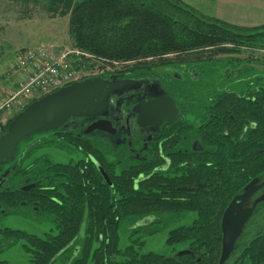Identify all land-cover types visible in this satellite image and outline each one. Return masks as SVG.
<instances>
[{
    "label": "trees",
    "instance_id": "1",
    "mask_svg": "<svg viewBox=\"0 0 264 264\" xmlns=\"http://www.w3.org/2000/svg\"><path fill=\"white\" fill-rule=\"evenodd\" d=\"M24 1L43 3L51 17L69 16L73 46L109 60L132 62L130 67L125 64L129 68L123 69L121 75H134L151 67L150 63L176 57L194 59L203 70L201 76H205L208 67L214 66L217 72L219 68L215 66L225 65L218 57L221 54L264 48V25L229 23L183 0ZM228 59L230 64L243 61ZM240 70L241 77L251 75L244 66ZM263 78L258 74L253 101L243 91L226 93L238 102L234 108H241L242 117L258 122L257 130L247 132L240 144L228 148L221 142L222 133L213 129L211 137L216 146L210 152H194L195 164L190 170L175 161L179 156L176 152L171 154L167 170H155L162 166L158 163L121 159L119 173L112 172L106 157L111 150L84 132V116H72L56 129L33 134L42 135L37 139L24 138L15 156L0 165V221L9 215L38 222L49 220L56 233L40 237L3 227L0 252L23 241L29 254L26 264H54L58 260L62 264H217L225 208L251 176L264 171ZM202 90L195 91L200 103L196 108L205 123L202 102L210 96L204 97ZM213 102L207 108L221 107ZM69 123L72 128L67 127ZM204 123L195 128V136L202 143ZM254 137L256 148L251 147ZM48 147L76 157L58 161L52 152L36 155ZM207 157L223 161L208 165L204 161ZM232 157L256 159L224 161ZM101 169L111 181L104 179ZM32 183L35 185L26 188ZM194 183L204 185L195 190L180 187ZM190 217L191 222L169 229L166 244L172 248L171 253L142 252L149 235ZM145 218L149 221L142 223ZM122 235L128 240L125 247L121 246ZM179 247L182 248L176 250ZM0 264L9 263L4 260Z\"/></svg>",
    "mask_w": 264,
    "mask_h": 264
},
{
    "label": "flooded vegetation",
    "instance_id": "2",
    "mask_svg": "<svg viewBox=\"0 0 264 264\" xmlns=\"http://www.w3.org/2000/svg\"><path fill=\"white\" fill-rule=\"evenodd\" d=\"M248 58V63L251 65H245L244 67L250 69L249 74L251 75L245 77L239 75L242 67L241 65L239 67H233L231 65V67L225 68L224 65L221 66L220 64L215 66L219 68V71L216 72L214 66H211L208 67L206 75L201 76L203 70L200 65L195 63L194 59L182 60L176 57L160 61L155 65L154 63H150L152 65L151 67H144L134 75H121L123 72L115 74L118 75L119 78L140 80L141 84L136 89L127 91L121 95L112 94L109 98L110 103L106 115L84 116V119L81 120L84 123L86 122V128V126L93 121L106 119L111 122L112 126L110 131L96 129L86 133L84 128V132L86 134H92V138L95 139L97 143L102 141L103 144L109 147L111 152L106 155V157L111 164L112 172L119 173L121 170L119 167V163L122 161L121 159L158 163L162 164V166H157L155 170H167L171 163L170 156L176 152L179 153V156L175 157V161L182 164V167L186 165L189 170L193 169L192 166L195 164L194 152L204 150L205 152H210V149L216 146V143L211 137V131L213 129L216 128L219 133H222L221 142L223 146L231 148L240 144L247 132H255L258 128V122L255 119L246 116L242 117L241 108L239 106L234 108V106L238 105V102L226 96V93L228 92L240 93L243 91L250 100L253 101L256 99L258 91V73L252 66L253 59ZM129 67H127V70ZM202 88L204 97L210 96L207 97V101L202 102V106L205 107L206 112L205 123L201 119L200 113L196 108V105H199L200 103L195 91ZM184 91L185 93H183ZM180 93H182V95H180ZM215 95L218 96L214 97ZM167 97H172L174 99L176 108L178 109V113L173 111L170 114L171 117L176 116L174 119L163 120L162 123H159L160 118L154 116L139 121V113L134 111V108L137 105H144L151 100L166 99ZM212 100H214V105L218 104L221 107L214 110L207 108ZM203 123L205 124V135L202 143L200 138L195 136V128L200 127ZM166 144L169 146L168 149ZM256 146L257 142L254 137V139L251 140V147L256 148ZM255 159L256 158L249 159L248 157H232L226 158L224 161L230 163ZM204 161L208 165H212L214 163H220L223 160L207 157ZM101 171L104 179L107 182L111 181L108 174L103 169H101ZM253 180H255L253 184L254 190L252 194L242 202L241 208L246 209L253 207L257 200L260 201H258L252 213L245 221L242 231L236 239L233 250L230 252L224 264L264 263V171L260 174L251 176L235 196L242 194L244 188ZM32 184L27 185L26 188L35 185L34 183ZM203 185V183H194L184 184L180 187L186 190H195ZM192 186L197 187L190 189L189 187ZM175 193L177 194V192ZM179 195H185V193H180ZM225 210L220 221L222 235L217 264H220V259L222 257V218ZM192 220L193 217L184 219L167 229L169 231L172 227L182 223L191 222ZM147 221H149V218H145L142 223H147ZM2 228L3 227L0 226V230ZM50 229V231L44 232L42 235L36 233L32 234L44 237L46 233H56L54 227H51ZM1 237L2 234L0 233V238ZM22 243L24 242L20 241L18 244L22 246ZM146 244L147 238L145 245ZM8 249L0 252V256L4 257ZM178 249L179 248L176 250ZM186 251H189V249H186ZM171 252L172 248L170 253ZM260 259L263 260L259 262ZM4 260L11 264L6 258L2 259L0 257V261ZM28 261L29 254L27 255L26 263H28Z\"/></svg>",
    "mask_w": 264,
    "mask_h": 264
},
{
    "label": "water",
    "instance_id": "3",
    "mask_svg": "<svg viewBox=\"0 0 264 264\" xmlns=\"http://www.w3.org/2000/svg\"><path fill=\"white\" fill-rule=\"evenodd\" d=\"M140 84V80L119 78L118 75L108 78L93 77L64 86L31 102L10 121L7 131L0 136V165L6 164L15 156L18 145L24 138L56 129L72 116H104L107 114L109 98L112 94L121 95L136 89ZM177 110L172 97L151 100L134 108V111L139 113V121L155 116L160 118L159 123L174 119L176 116L171 117L170 114L173 111L178 113ZM111 126L110 121L98 119L89 123L85 132L89 133L96 129L110 131ZM254 181L244 188L242 194L236 195L225 210L222 218L223 248L220 264H224L233 250L245 221L260 201L257 200L253 207L241 208L242 202L254 190Z\"/></svg>",
    "mask_w": 264,
    "mask_h": 264
},
{
    "label": "rangeland",
    "instance_id": "4",
    "mask_svg": "<svg viewBox=\"0 0 264 264\" xmlns=\"http://www.w3.org/2000/svg\"><path fill=\"white\" fill-rule=\"evenodd\" d=\"M183 1L207 15L212 11L211 1L213 0ZM39 44L53 46V48L58 51L65 47L71 48L73 46V41L69 34V16L51 17L44 8L43 3L25 2L24 0H0V78L5 76L18 51ZM218 57L222 59L221 63L225 64V68L231 67L234 63L237 64V67L240 65L242 67L251 65L248 63L247 58H252L253 68H255V71H257L259 75L264 77V48H242L239 53L233 55L221 54ZM228 58H237L243 61L230 64ZM128 65L131 66L132 62H129ZM126 68L127 67H121L119 71L112 74H119ZM66 125L68 128L73 127L72 123ZM40 136L42 135L36 134L29 137L32 140ZM30 139L27 138L25 140L28 142ZM27 142L25 141L23 145ZM44 152H52L54 158L58 161H67L73 156L55 147H48L40 150L36 155ZM75 157L76 156H73V158ZM0 226L19 228L39 235L50 231V228L54 227L53 223L49 220L38 222L22 215H9L3 217L0 221ZM167 235L168 229L166 228L148 236L147 244L142 252L154 250L165 254L170 253L171 247L166 244ZM126 245H128V240L122 235L121 246L125 247ZM180 248L182 247H179V249ZM27 255L28 254L22 246L18 244L8 249L4 257H0L2 259L6 258L11 264H25L27 262ZM54 264L62 263L61 260H58Z\"/></svg>",
    "mask_w": 264,
    "mask_h": 264
},
{
    "label": "built area",
    "instance_id": "5",
    "mask_svg": "<svg viewBox=\"0 0 264 264\" xmlns=\"http://www.w3.org/2000/svg\"><path fill=\"white\" fill-rule=\"evenodd\" d=\"M129 62L109 60L76 46L55 50L39 44L18 51L0 78V136L31 102L74 82L109 77Z\"/></svg>",
    "mask_w": 264,
    "mask_h": 264
},
{
    "label": "crops",
    "instance_id": "6",
    "mask_svg": "<svg viewBox=\"0 0 264 264\" xmlns=\"http://www.w3.org/2000/svg\"><path fill=\"white\" fill-rule=\"evenodd\" d=\"M210 16L244 27L264 25V0H213Z\"/></svg>",
    "mask_w": 264,
    "mask_h": 264
},
{
    "label": "bare ground",
    "instance_id": "7",
    "mask_svg": "<svg viewBox=\"0 0 264 264\" xmlns=\"http://www.w3.org/2000/svg\"><path fill=\"white\" fill-rule=\"evenodd\" d=\"M112 75H115V74H112ZM112 75L109 74V77L112 76ZM102 78H107V77L106 76H102Z\"/></svg>",
    "mask_w": 264,
    "mask_h": 264
}]
</instances>
